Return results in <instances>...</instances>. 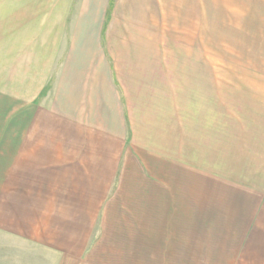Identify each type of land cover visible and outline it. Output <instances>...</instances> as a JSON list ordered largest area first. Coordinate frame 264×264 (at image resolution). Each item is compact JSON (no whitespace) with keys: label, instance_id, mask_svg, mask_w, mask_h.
<instances>
[{"label":"crops","instance_id":"crops-1","mask_svg":"<svg viewBox=\"0 0 264 264\" xmlns=\"http://www.w3.org/2000/svg\"><path fill=\"white\" fill-rule=\"evenodd\" d=\"M151 12L0 0V264H264V113Z\"/></svg>","mask_w":264,"mask_h":264},{"label":"rangeland","instance_id":"rangeland-1","mask_svg":"<svg viewBox=\"0 0 264 264\" xmlns=\"http://www.w3.org/2000/svg\"><path fill=\"white\" fill-rule=\"evenodd\" d=\"M152 3L159 6L158 13L151 12L159 24L152 34L167 37L160 49L167 50L169 57L174 53V61L183 54L185 62L193 58L199 66H209L216 83V105L221 98V104L231 102L232 114L251 109L264 113V0Z\"/></svg>","mask_w":264,"mask_h":264}]
</instances>
